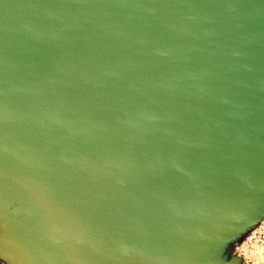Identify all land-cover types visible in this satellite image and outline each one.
Listing matches in <instances>:
<instances>
[{
  "label": "water",
  "instance_id": "obj_1",
  "mask_svg": "<svg viewBox=\"0 0 264 264\" xmlns=\"http://www.w3.org/2000/svg\"><path fill=\"white\" fill-rule=\"evenodd\" d=\"M263 217L264 0H0L1 259L240 264Z\"/></svg>",
  "mask_w": 264,
  "mask_h": 264
},
{
  "label": "rangeland",
  "instance_id": "obj_2",
  "mask_svg": "<svg viewBox=\"0 0 264 264\" xmlns=\"http://www.w3.org/2000/svg\"><path fill=\"white\" fill-rule=\"evenodd\" d=\"M249 231L246 233V235L249 233ZM233 248L237 255L247 259L248 264L262 263L264 261V227L258 232H254V235L248 240H245L244 237L239 243H234ZM0 264L9 263H6L0 258Z\"/></svg>",
  "mask_w": 264,
  "mask_h": 264
},
{
  "label": "built area",
  "instance_id": "obj_3",
  "mask_svg": "<svg viewBox=\"0 0 264 264\" xmlns=\"http://www.w3.org/2000/svg\"><path fill=\"white\" fill-rule=\"evenodd\" d=\"M264 227V217L262 219H260L257 224H255L253 226V228L249 231V233L245 236V240H248L249 238H251V236L254 235V232H258L261 228ZM264 262V261H263ZM262 262V263H263ZM259 263V264H262ZM240 264H248L247 263V259H245L244 257L241 256V262Z\"/></svg>",
  "mask_w": 264,
  "mask_h": 264
},
{
  "label": "bare ground",
  "instance_id": "obj_4",
  "mask_svg": "<svg viewBox=\"0 0 264 264\" xmlns=\"http://www.w3.org/2000/svg\"><path fill=\"white\" fill-rule=\"evenodd\" d=\"M6 262V261H5ZM6 263H8V262H6ZM9 264H11V263H9Z\"/></svg>",
  "mask_w": 264,
  "mask_h": 264
}]
</instances>
